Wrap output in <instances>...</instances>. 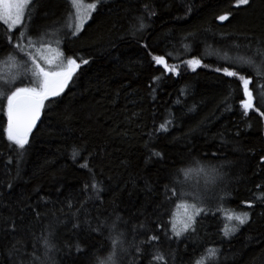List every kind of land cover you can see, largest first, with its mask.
<instances>
[{"label": "trees", "instance_id": "1", "mask_svg": "<svg viewBox=\"0 0 264 264\" xmlns=\"http://www.w3.org/2000/svg\"><path fill=\"white\" fill-rule=\"evenodd\" d=\"M145 4L148 12H155L151 18L143 11ZM34 7L30 31L22 39L17 38L23 27L13 30L0 22V61L14 53L18 63L28 66L15 87L36 83L35 66L27 54L35 55L43 67L38 49L45 38L52 39L48 45L58 47L62 58L76 60L80 68L60 96L45 101L22 155L7 140V94L14 87L4 85L5 95L0 97V264H20L21 259L28 264V254L42 255L39 240L49 231L55 232L53 242L59 249L51 253L56 264H93L109 251V233L93 232L84 221L91 220L94 228L98 215L111 220L116 214L123 217L117 231L125 233L127 249L118 253V264H149L157 250L167 264H195L213 246L222 249L224 264H264V203L256 202L252 209L244 203L264 193V117L255 110L244 115L242 83L223 73L228 67L252 79L254 108L264 112L260 89L264 79L255 77L250 68L236 66L238 56L249 54L245 45L250 38L253 49L264 40V0H251L239 8L235 0H105L77 36L72 35L74 11L69 0H37ZM229 13V20L217 19ZM140 14L148 27L133 35L130 25ZM22 23L27 24V18ZM29 39L34 41L31 48ZM17 43L23 51L14 47ZM154 56H163L177 73L166 72ZM191 59L201 62L195 70L187 64ZM8 71L4 69L10 79ZM193 106L195 110L189 111ZM168 120L173 123L167 125V133L154 131ZM74 147L83 148L75 160ZM153 150L161 152L163 159L151 156ZM194 161L221 173L214 184L195 171L179 177L187 181L185 190L199 184L211 211L198 218L195 233L168 239L155 224L167 227L181 200L165 203L164 186L171 188L177 170ZM85 163L88 168L81 167ZM89 168L104 190L98 200H88L79 214L80 228L73 229L77 221L72 213L95 196L90 188L85 190V184L92 182ZM222 196L226 197L223 202ZM230 211L253 215L238 234L225 239L221 229L229 223L224 217ZM5 217L15 220V233L4 230ZM141 224L146 228L141 229ZM154 234H159L160 241L140 245L144 254H138L136 246ZM16 240L23 242L18 245L20 253L10 255ZM77 244L86 251L77 252ZM101 245L104 252L90 260Z\"/></svg>", "mask_w": 264, "mask_h": 264}, {"label": "snow or ice", "instance_id": "2", "mask_svg": "<svg viewBox=\"0 0 264 264\" xmlns=\"http://www.w3.org/2000/svg\"><path fill=\"white\" fill-rule=\"evenodd\" d=\"M74 8L77 9V23H75V31L72 32L73 36H77L83 30L85 23L92 18V14L98 11L100 5L105 2V0H95L93 3L87 5V10L81 15L80 9L84 8V5L80 0H70ZM251 0H235V7L239 8L241 6L250 5ZM37 0H0V22L8 25L9 29L15 30L17 26L23 27L24 31L21 32L20 37L17 39H22L30 31L29 25L31 24V16L35 11V5ZM144 12H148V5L145 4L143 8ZM191 7L188 8V12H191ZM155 15V12H148L149 18ZM230 15H220L217 17L220 21L229 20ZM27 18L28 23L24 24L22 21ZM136 23L131 24V32L133 35L136 33H142L148 25L145 23V17L143 14L136 15L133 17ZM60 29H55V32H59ZM47 33H45L46 35ZM9 43H11V35L9 36ZM59 43V41H58ZM29 47L31 48L34 45V41L29 39ZM15 48L20 49V44L17 43L14 45ZM147 47V45H145ZM239 48V45H236ZM249 50L248 55L238 56L237 65L239 70H244L245 68L252 69L255 77L264 79V40L256 42L255 48L253 49L251 38L249 39V44L245 45ZM42 50V49H41ZM51 51V49H49ZM31 63L35 66L32 69V75L36 78V83L31 87H15V82L18 81L22 74H26L28 71L27 62L18 63L17 56L14 53H9L5 61H0V97L5 95L4 85L11 84L14 87L13 91H10V94H7V127L5 129L7 140L12 144L18 147L21 150L20 154H23L25 146L29 144V136L33 132V129L36 127L37 121L40 119L41 112L45 107V101L50 98L58 97L67 87L69 81L73 78L74 73L77 69L80 68V65L76 63V60L69 58L67 61V67L61 68L59 71H50L45 70L37 63V58L31 53L27 54ZM63 54L57 52L56 56L59 58ZM43 58V57H42ZM153 60L157 65H163L166 72L177 73V68L175 66L169 67L163 56H154ZM51 64V61H49ZM83 64H88V60H82ZM187 64L190 67L200 66L201 62L199 59H191L187 61ZM4 69H8L7 78L4 73ZM15 70V74H12V70ZM215 71H221L220 68L215 69ZM223 73L227 77L238 78L242 83L244 99L241 101V107L245 116L249 114L250 110H255L262 117H264V112H261L259 108H254V94L250 90V84H252V79L247 78L245 75H238V71H230L228 67L223 68ZM251 75V74H250ZM158 79V78H157ZM262 92H264V85L260 86ZM227 103V99L225 100ZM195 106L189 109V111H194ZM226 110H231L226 108ZM172 120H168L165 123H161L155 132H164L169 131L167 125L172 124ZM152 135L151 133L149 134ZM147 146V143H146ZM83 148H73L72 158L73 160L78 157ZM89 155H92L91 153ZM151 156L163 159V154L159 151L153 150ZM261 162H264V157H261ZM82 168H88V164H82ZM89 171L92 170L89 168ZM195 171L199 174L204 175L205 177H210L211 183H215L218 179L221 178L220 171L215 167H206L200 166L199 161H194L192 165L181 168L177 170V174L170 181L171 188L168 184L164 186V202L171 203L172 198H177L181 200V203L177 205L178 209H182L180 212H173L170 219L166 222V225H161L156 223L155 227L161 231H164L165 236L168 239L175 237L180 239L190 233H195L196 225L199 222L200 217L207 215L211 209L205 206V193L200 190L199 184L191 186L188 190H185L186 180H181L179 177L183 175L184 177H189L190 174ZM9 187H12L9 184ZM262 186L257 185V188L260 189ZM91 189L95 196L88 197L87 200L81 202V207L77 209L75 213H72V218L77 221L72 225L73 229H78L81 226L79 221L80 212L84 211L86 208L88 200L99 199V193L104 189L100 187V183L95 180V173L92 172V182L90 184H85V190ZM207 188V185H206ZM227 195V194H226ZM225 196H222L220 199L223 202ZM256 202L264 203V193L256 195L252 201L244 202L247 205L248 209H252L256 206ZM68 206L71 208L73 205L69 201ZM99 212V209H97ZM219 211V209H217ZM167 214V213H165ZM37 213V217H39ZM86 216L90 215L85 213ZM253 213L250 211H241L235 212L230 211L226 213L225 219L229 222L224 225L221 229L222 235L225 239H231L233 236L238 234L243 226L248 225L251 222ZM98 221L96 227H91L92 221L86 219L84 223L89 224L90 230L97 232L103 235L105 230L108 231L109 236L107 239L110 242V249L107 252L106 256L98 261H94L93 264H118L117 256L121 251H127L124 248V239L125 233L123 231H117L123 217L119 214L115 215L114 219L109 220V217L100 219L99 215L96 217ZM234 222V223H233ZM126 224L127 222L124 221ZM4 224L6 225L5 231H11L15 233L16 223L14 219L8 217L4 218ZM141 229H145L146 225L141 224L139 226ZM135 231V228L133 229ZM171 233V236H168V233ZM55 232L49 231L46 235L42 236L39 240L40 247L43 249L42 255H37L35 251L28 254L31 258L28 261V264H56L55 260L52 258L51 253L53 251H58L57 244L54 243ZM161 237L159 234L149 235L147 240L140 241V244L136 246V252L143 255L144 252L140 245H151L153 242H159ZM22 241L16 240L12 243L9 254L17 255L20 253V247ZM36 248V244H33V249ZM77 252H84L85 249L81 248L79 244L76 245ZM104 252L103 246H99L95 252L91 254L90 260L96 257L97 253ZM206 255L202 258L197 259L195 264H224L222 259L223 252L222 249L215 246L210 249L205 250ZM174 256V254H173ZM153 262H159V264H167V258L165 255L157 250L152 256V260L149 261V264ZM20 264H24L23 259H21ZM142 264V261L140 262Z\"/></svg>", "mask_w": 264, "mask_h": 264}, {"label": "rangeland", "instance_id": "3", "mask_svg": "<svg viewBox=\"0 0 264 264\" xmlns=\"http://www.w3.org/2000/svg\"><path fill=\"white\" fill-rule=\"evenodd\" d=\"M80 2L84 5V8L80 9V13H81V15H83V13L87 10L88 3H85L82 0H80ZM72 8H73L74 13H73V18L71 20V23L73 24V27H75V23L78 22L77 21V9L74 8L73 5H72ZM51 40L52 39L49 40V39L45 38V39H43V41H41L39 43V45H41V48L38 49V54L40 52L41 53V58L43 57L42 58V63L44 65L43 67L45 68V70L59 71V70H61V68H66L67 67V61L68 60L65 59V58H62V57L58 58L56 56V53L58 52V50L60 51V49L58 47H56L57 49H54L53 47L48 45L49 44L48 42H51ZM49 49H51V51ZM49 61H51V64L49 63ZM180 211H182V209H178L177 208L175 212H180Z\"/></svg>", "mask_w": 264, "mask_h": 264}, {"label": "water", "instance_id": "4", "mask_svg": "<svg viewBox=\"0 0 264 264\" xmlns=\"http://www.w3.org/2000/svg\"><path fill=\"white\" fill-rule=\"evenodd\" d=\"M40 118H41V116H40ZM39 120H40V119H39ZM39 120L37 121V124H38ZM37 124H36V126H37ZM33 130H34V129H33Z\"/></svg>", "mask_w": 264, "mask_h": 264}]
</instances>
